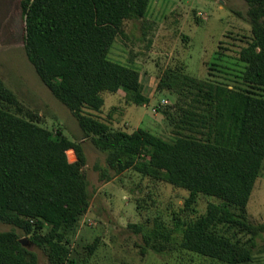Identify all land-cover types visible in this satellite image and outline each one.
<instances>
[{
	"label": "trees",
	"instance_id": "trees-1",
	"mask_svg": "<svg viewBox=\"0 0 264 264\" xmlns=\"http://www.w3.org/2000/svg\"><path fill=\"white\" fill-rule=\"evenodd\" d=\"M152 0H22L24 49L29 62L51 92L76 117L86 138L106 155L97 166L100 180L110 182L127 170L162 179L188 191L216 198L205 215L176 225L183 251L222 264H251L264 224L247 221V205L264 163V96L218 83L177 78L182 92L196 90V113L188 109L182 124L195 136L174 142L138 129L112 131L84 109L104 106L102 93L120 89L143 105L140 73L109 60L110 50L126 21L142 19ZM251 40L239 53L246 64L243 81L264 87V0H245ZM22 111L17 95L0 77V222L36 233L32 242L47 250L50 264H65L67 232L87 213L91 194L83 173V146L11 111ZM200 134L201 137L198 135ZM137 232L140 227L133 225ZM246 236L233 239L219 228ZM157 254L174 232L151 233ZM0 264H39L14 231L0 232Z\"/></svg>",
	"mask_w": 264,
	"mask_h": 264
},
{
	"label": "rangeland",
	"instance_id": "rangeland-1",
	"mask_svg": "<svg viewBox=\"0 0 264 264\" xmlns=\"http://www.w3.org/2000/svg\"><path fill=\"white\" fill-rule=\"evenodd\" d=\"M21 1L0 0V77L22 108L11 111L80 143L87 160L83 173L89 183L90 207L67 232L65 264H222L175 246L180 239L176 225L205 215L209 205L219 202L216 198L199 194L192 199L188 191L133 169L118 176L112 173L110 182L100 180L96 167H107L106 155L85 137L75 115L51 94L27 58ZM248 9L245 0H152L142 19L124 23L108 56L140 73L142 94L149 102L137 105L120 89L102 93L100 111L84 109L83 113L112 131L144 129L174 142L179 137H196L182 124L185 111L196 113V90L182 92L177 78L187 76L264 96V87L249 88L243 81L246 64L239 53L252 37ZM246 214L250 224H264V163ZM12 230L37 254L39 264H50L47 250L32 242L35 233L43 237L49 228L26 235L0 222V232ZM156 230L175 235L169 243L159 239L162 254L146 246ZM219 231L233 239H248L237 229L221 227ZM257 246L251 264H264V233L257 238Z\"/></svg>",
	"mask_w": 264,
	"mask_h": 264
},
{
	"label": "water",
	"instance_id": "water-1",
	"mask_svg": "<svg viewBox=\"0 0 264 264\" xmlns=\"http://www.w3.org/2000/svg\"><path fill=\"white\" fill-rule=\"evenodd\" d=\"M21 243H25L24 240H21Z\"/></svg>",
	"mask_w": 264,
	"mask_h": 264
}]
</instances>
